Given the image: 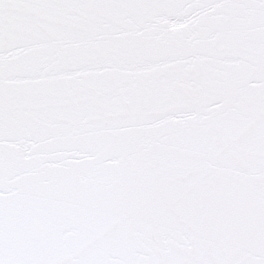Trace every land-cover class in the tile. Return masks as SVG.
<instances>
[{"label":"snow or ice","instance_id":"obj_1","mask_svg":"<svg viewBox=\"0 0 264 264\" xmlns=\"http://www.w3.org/2000/svg\"><path fill=\"white\" fill-rule=\"evenodd\" d=\"M0 264H264V0H0Z\"/></svg>","mask_w":264,"mask_h":264}]
</instances>
